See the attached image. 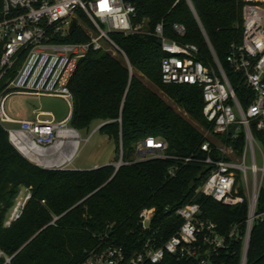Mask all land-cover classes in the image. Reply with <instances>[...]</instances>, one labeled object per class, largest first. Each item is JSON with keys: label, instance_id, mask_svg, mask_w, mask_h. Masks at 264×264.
<instances>
[{"label": "trees", "instance_id": "obj_1", "mask_svg": "<svg viewBox=\"0 0 264 264\" xmlns=\"http://www.w3.org/2000/svg\"><path fill=\"white\" fill-rule=\"evenodd\" d=\"M135 6V23L146 21L149 33L162 23L167 36L177 39L174 25H185L187 35L181 41L198 45L212 59L210 44L232 77L227 58L232 46L242 43L244 0H136ZM112 37L130 65L123 55L106 51H92L81 61L71 83L70 126L79 132L102 121L100 132L117 145L114 163L120 156L131 162L138 144L149 138L168 142L169 154L177 159L123 166L117 174L114 165L90 171L45 169L16 149L0 120V252L12 258L11 264H84L92 252L113 244L133 254L149 239L157 240L158 246L161 238L170 239L183 225L176 211L198 204L202 218L216 223L221 235L228 237L234 229L239 233L213 263L244 264L241 238L248 227V201L232 207L200 192L212 170L202 149L209 139L192 123L211 129L201 89L163 84L161 70L167 55L155 37ZM88 39L79 32L69 42ZM3 91L0 86V98ZM235 147L244 151V136ZM191 157L196 161L185 165L183 160ZM176 167L180 168L173 178L170 171ZM23 189H30L32 198L21 219L8 228L6 222ZM145 209L156 210L147 232L140 220ZM262 214L264 193L257 212ZM5 262L2 259L0 264ZM165 264L187 263L170 257ZM245 264H264L261 218L252 229Z\"/></svg>", "mask_w": 264, "mask_h": 264}, {"label": "built area", "instance_id": "obj_2", "mask_svg": "<svg viewBox=\"0 0 264 264\" xmlns=\"http://www.w3.org/2000/svg\"><path fill=\"white\" fill-rule=\"evenodd\" d=\"M135 1L0 0V86H4L0 120L3 124L19 125L8 132L12 144L26 159L45 169L52 163L63 170V166L73 162L82 145L79 132L70 126V118L61 122L14 121L4 108L8 97L14 93L54 97L73 106L71 83L81 61L90 52L123 55L130 65L112 36L155 37L167 55L161 70L163 84L202 91L204 116L213 139L207 137L209 140L202 145L208 153L205 164L212 170L200 192L232 207L249 203L247 232L241 238L245 264L255 221L264 220V214L257 215L264 193V0H244L242 43L233 45L227 58L232 77L209 42L212 59L198 45L181 41L187 35L185 25H174L177 36L174 39L167 36L162 23L152 33L146 30V21L136 24ZM83 16L90 22L86 29L81 24L86 23ZM75 23L77 29L72 35ZM79 32L89 39L69 42ZM44 115L53 116V113ZM241 136L245 148L239 153L235 142ZM169 150L168 142L149 138L138 144L131 162H124L122 157L114 166L117 171L153 159H177ZM183 161L187 165L196 159ZM179 168L170 171L171 177H176ZM23 190L25 194L21 191L6 222L8 228L21 219L32 198L30 189ZM155 213V209H145L140 214L144 231L150 230ZM176 215L183 225L170 239L161 238L160 246L157 240L149 239L142 250L128 254L123 247L113 244L92 252L84 264H165L170 257L187 264H214V256L229 249V241L239 235L237 229L228 237L221 235L216 223L202 218V207L198 204L178 209ZM2 259L6 260L5 264L12 263V258L0 252Z\"/></svg>", "mask_w": 264, "mask_h": 264}, {"label": "rangeland", "instance_id": "obj_3", "mask_svg": "<svg viewBox=\"0 0 264 264\" xmlns=\"http://www.w3.org/2000/svg\"><path fill=\"white\" fill-rule=\"evenodd\" d=\"M82 28H88V24L83 22ZM171 102V101H170ZM2 104H0V107ZM4 108L8 116L14 121H55L61 122L70 118L72 115V104L67 101L54 97H35L26 96L22 94H11L4 104ZM181 113L183 111L178 109ZM53 113V116L44 115L46 113ZM41 113H44L41 115ZM185 114V113H184ZM41 115V116H39ZM186 115V114H185ZM193 125L204 134L205 137L213 139L207 127L201 123L193 122ZM18 127L17 124H14ZM103 125L102 121H94L88 130L79 131L82 138L81 150L75 157L73 162L68 166H63V169H75L90 171L98 168L108 166L110 164H118L121 161V156L117 163L116 150L117 145L114 140L103 135L100 128ZM7 129L14 128L12 124H5ZM68 157V154L66 155ZM48 169H58L50 163ZM25 194V190H22ZM44 203V202H43ZM45 204V203H44ZM58 217L55 216V219Z\"/></svg>", "mask_w": 264, "mask_h": 264}, {"label": "water", "instance_id": "obj_4", "mask_svg": "<svg viewBox=\"0 0 264 264\" xmlns=\"http://www.w3.org/2000/svg\"><path fill=\"white\" fill-rule=\"evenodd\" d=\"M76 29H77V24L75 23V24L73 25L72 29H71V34H72V35L75 33ZM159 45H162V43L159 42ZM119 170H120V169H118V170L116 171V174L118 173ZM193 186H194V184H193ZM141 226H143V224H141Z\"/></svg>", "mask_w": 264, "mask_h": 264}, {"label": "crops", "instance_id": "obj_5", "mask_svg": "<svg viewBox=\"0 0 264 264\" xmlns=\"http://www.w3.org/2000/svg\"><path fill=\"white\" fill-rule=\"evenodd\" d=\"M70 118H71V116H70ZM12 125L14 126V128H17L14 124H12ZM103 125H104V124H103ZM103 125H102V126H103ZM102 126H101V127H102ZM18 127H19V125H18ZM110 165H114V164H110ZM74 170H75V169H74Z\"/></svg>", "mask_w": 264, "mask_h": 264}]
</instances>
